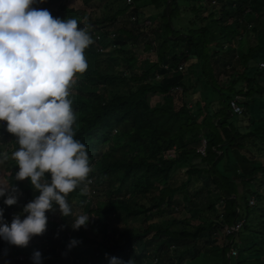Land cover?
Returning a JSON list of instances; mask_svg holds the SVG:
<instances>
[{"label":"trees","instance_id":"trees-1","mask_svg":"<svg viewBox=\"0 0 264 264\" xmlns=\"http://www.w3.org/2000/svg\"><path fill=\"white\" fill-rule=\"evenodd\" d=\"M92 1L84 0V4ZM118 3L111 20L132 15L134 22L119 29L123 37L114 46L154 51L158 58L133 76L102 70L98 58L107 45V32L89 30L84 13L67 0L38 2L39 7L55 6L50 13L53 17L75 19L93 41L84 51L87 68L82 75L95 81L98 90L89 99L68 97L72 104H81V109L74 110V138L85 145L89 155L93 194L84 206L86 213L95 222L107 221L115 211L150 220L180 207L183 196L192 215L148 224L121 240L111 231L100 239L92 238L85 226L78 230L69 226L76 209L72 197L77 188L85 193L81 191L84 182L66 197L73 217L61 216L57 227L47 223L46 231L34 236L35 243L25 249L26 263L0 264H32L34 249L50 256L42 264H62L47 252L59 230L62 249L76 238L79 243L69 248L71 255L79 247L94 246L97 253L92 259L97 263L108 264L111 256L124 264L139 262L149 252L150 264H184L212 246L220 250V264H264V161L257 157L258 151L264 155V44H251L246 51L239 48L247 9L248 14L256 13L251 31L264 40V0H134V7L127 0ZM147 19L149 24H145ZM117 52L127 64L136 59L135 55L124 56L123 48ZM237 95L242 97L241 115L233 113L230 105ZM11 136L0 128V138ZM203 139L204 155L198 151ZM188 158H199L203 166L182 168ZM17 169L15 164L0 163V184L16 186L17 204L22 207L35 193L28 178L14 179ZM194 175L204 188L197 196L212 195L204 214L199 198L189 189ZM252 198L255 203L250 204ZM3 199L0 208L7 221L14 205H5ZM240 222L241 228L227 234L226 244L219 247V231ZM232 247L238 257L229 253Z\"/></svg>","mask_w":264,"mask_h":264},{"label":"clouds","instance_id":"clouds-1","mask_svg":"<svg viewBox=\"0 0 264 264\" xmlns=\"http://www.w3.org/2000/svg\"><path fill=\"white\" fill-rule=\"evenodd\" d=\"M38 2L0 0V125L19 145L11 153L18 166L14 179L28 178L35 193L10 223L0 208V240L18 247L46 231L48 212L73 217L66 197L91 171L85 145L74 138L75 116L68 97L74 74L87 68L84 51L92 37L75 19L33 7ZM6 158L0 153V163ZM16 191L14 184H0L5 205L17 203ZM89 219L75 215L69 226L78 230ZM78 243L72 238L67 246ZM30 260L42 264L41 252L34 249ZM108 264L124 262L111 256Z\"/></svg>","mask_w":264,"mask_h":264},{"label":"rangeland","instance_id":"rangeland-1","mask_svg":"<svg viewBox=\"0 0 264 264\" xmlns=\"http://www.w3.org/2000/svg\"><path fill=\"white\" fill-rule=\"evenodd\" d=\"M133 1L134 0H131L129 2L127 0L128 3L132 4L131 5L132 7H134ZM227 2H231V0H227ZM67 3L69 6L77 9L78 12L84 13L83 17L89 23V26H88L89 30L92 27H94L95 29L101 28V31L107 32V37H106L107 45L105 47L104 52L100 54L98 58V61L100 63V67H102V70L106 72H115V73H120V74L127 73L128 76H133L136 74L135 72L141 73V71L149 68L153 63H155L158 60L157 55L155 54L156 52L154 51L152 52L150 51L149 53V52L143 51L142 49H135L131 47L130 45H125L123 47L114 46L116 40H118L119 38L122 39L123 37V36L121 37L119 29L125 28V27L129 28L130 23L134 22V17H132V15H126V17L118 16L116 20L114 21L111 20L110 17L116 14L119 9L118 0H94L91 2L90 5H85L84 0H67ZM33 7L47 9L49 10L50 13L53 9H55V6L39 7L38 3L34 4ZM231 8L234 11V7L232 6ZM246 11H247V16H246L247 18L242 23L247 26L245 27L248 30L246 31L244 25H242L243 27L239 31V33L241 34L239 36L240 41H241V43L239 44V48L245 51L248 49V47L251 44L258 43V42H260L261 44H264L263 37L260 34L254 33L253 31H251V28L255 27L254 25L255 16L254 15H256V13H254L253 15L252 13L248 14L249 9H247ZM149 23H150L149 19L145 20V24H149ZM118 48L124 49V52H125L124 56L126 57H131L132 55L136 56V59L132 62V64L131 63L127 64L124 61L123 55L117 52ZM110 55L111 56L113 55L114 59L110 57ZM73 79L75 80V83H73L69 87V97L70 98L78 97L81 99H89L91 93L98 90V87L95 81H91V80L89 81V80L84 79L82 73H75ZM123 87L124 86L122 85L120 89H122ZM178 90L181 91V88H179ZM71 106L73 109V113H74L75 108L81 109V104H78V103H73V104L71 103ZM0 128L2 127L0 126ZM18 147L19 145L16 142V137L13 134L11 137H9V139L8 138L5 139L4 137L1 138L0 153H4L7 156V158L3 160L4 166H8L9 164L11 165L15 164V162L11 161L12 156L10 153L15 151ZM201 148H202V145L198 149L199 152ZM151 157H154V155L151 154ZM257 157L262 162L264 161V155H262L259 151L257 153ZM197 163L199 165L201 164V160L199 158H195V159L188 158L186 159V161L182 163L181 166L182 168L186 169V168L193 166V164H197ZM200 166H203V165H200ZM189 189H190L191 194L193 196L195 195L196 198H199L200 200V205H199L200 212L202 214H204V212H207L208 210L207 205H208V202L212 199V195L204 194L203 198L201 196L198 197L199 195L197 196V194H200L198 192H201V190L204 189L202 180L196 175H194ZM179 199L182 203L180 207L167 209V211L163 215L159 217L156 215L153 219H150V220L146 219L144 215H141L138 217H129L123 211H115L116 215H111L109 219L105 222H95L92 219H89V222L85 226V230L90 237L99 238V239L103 236V233H105L106 231L108 232L111 231L113 232L114 237L116 239L121 240L123 236H125L128 232L138 233L139 231L144 230L148 226V224L158 223V222H161L162 220H167V219H170V220L175 219V218L184 219L188 217L189 215H192V212L188 210V207H185V205H187V202H188L187 199L183 196H181ZM102 200H105V197H102ZM142 201L147 202L145 198H143ZM251 202L255 203V199L252 198ZM72 203L75 204V208H76L75 213H74L75 215H79V214L89 215L86 213V210H87L86 207H84V206H87L88 204L86 201V194L80 192L78 188L76 189L72 197ZM13 208L14 209H12L11 217L6 222H9V221L11 222L13 215L19 213L22 207L16 203L14 204ZM47 215H48L47 223L55 227L59 226L61 222V216L59 215L58 212L50 211L47 213ZM90 217H93V216H90ZM208 217L213 218V216L212 217L208 216ZM227 234H228L227 228H224V231L221 230L219 231L218 235H216L219 247L224 246L226 244ZM1 241H2V244H7V242L3 240ZM62 242H63V233L61 232V230H59L56 238L53 240V243L50 244L47 250V252H49L51 256L58 257L62 261V264H86L89 262L90 264H105L104 261H99L97 263L95 259H92L93 255L97 253L96 251L97 249H95L94 246L79 247L77 248V254L75 256H72L69 251V247H67V249L61 248ZM12 248H16V246H13V245H9L7 247L5 246V248H3L2 250L5 252H8L7 255L10 256V251L12 250ZM23 248L26 249L27 247H19V249L22 251L24 250ZM214 248L215 247H212V246L209 248H206L205 250L202 251L204 253L200 257H198L194 261L188 260L184 264H220L221 263L220 250H217L216 248L215 249ZM172 250H174L173 247L171 249V252ZM17 251L18 249L16 248V250H14L13 252L17 253ZM233 252H236V254H233ZM148 253L149 252H147L146 257L141 259L139 262L136 261V262H129L125 264H150L151 261H149ZM229 253L232 254L233 256H237V257L239 256L238 250L234 247L230 249ZM21 254L24 255V254H27V252L25 253L23 252ZM45 254L46 255H42V262H44L47 258L50 257L46 252ZM3 255H4V252H3ZM3 255L0 257V261L18 260L19 262H21L17 258L18 254H15V256L10 257V258L6 257V259L3 258ZM78 260H79V263H77ZM26 261H24V263H26Z\"/></svg>","mask_w":264,"mask_h":264},{"label":"built area","instance_id":"built-area-1","mask_svg":"<svg viewBox=\"0 0 264 264\" xmlns=\"http://www.w3.org/2000/svg\"><path fill=\"white\" fill-rule=\"evenodd\" d=\"M128 1L130 2L131 0H128ZM100 51L103 52V48H101ZM261 67L264 68V63H261ZM177 89H179V88H177ZM241 98H242L241 96L237 95L230 102L233 113H235L237 115H241L243 113V108L239 104V101ZM0 126L3 128L2 125H0ZM205 148H206V140L203 139L202 140V148L200 150V153L203 155L205 154ZM92 184H93V181L90 178H88L86 180L85 185H84V189L86 188L85 193H86L87 203H89L91 201V198H92V194H93ZM250 204H253V202H250ZM241 226H242V222H240L239 224H236L234 226H231V227H226L228 234H232L233 232H237L241 228ZM233 254H236V252H233ZM17 258L20 261H23L26 259V257L24 255H21V254H19L17 256Z\"/></svg>","mask_w":264,"mask_h":264},{"label":"crops","instance_id":"crops-1","mask_svg":"<svg viewBox=\"0 0 264 264\" xmlns=\"http://www.w3.org/2000/svg\"><path fill=\"white\" fill-rule=\"evenodd\" d=\"M13 144V143H12ZM8 223H10V221L8 222ZM6 242V241H5ZM35 242H34V240L33 239H31L30 240V242H29V244H28V246H26V247H29V246H31L32 244H34ZM2 241L0 240V257L3 255V252H4V255H3V258L4 259H6V257H8L9 255H7L8 254V252H5V251H3L2 249ZM5 248V247H4ZM16 248L18 249V251H17V253L16 252H13L14 250H16ZM16 248H12V250L10 251L11 253H12V255H11V257H13V256H15V254H21V253H23L24 252V250H25V248H23L24 250L22 251V250H20L19 249V247H17L16 246ZM15 253V254H14ZM53 258H56V256H52ZM1 262H4V260L3 261H1Z\"/></svg>","mask_w":264,"mask_h":264}]
</instances>
